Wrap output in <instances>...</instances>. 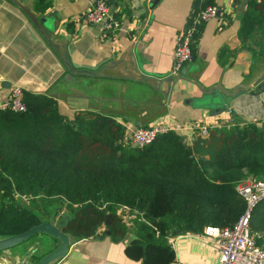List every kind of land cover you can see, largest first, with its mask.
Returning <instances> with one entry per match:
<instances>
[{
	"label": "crops",
	"instance_id": "1",
	"mask_svg": "<svg viewBox=\"0 0 264 264\" xmlns=\"http://www.w3.org/2000/svg\"><path fill=\"white\" fill-rule=\"evenodd\" d=\"M95 1L0 0V103L18 86L52 96L69 120L79 113L103 115L126 132L168 123L186 141L199 125L264 123V52L252 54L238 34L247 0H107L109 13L122 22L111 32L83 18ZM205 2L219 11L195 24ZM194 24L192 60L172 75L179 38ZM18 200L42 220L59 219L69 209L73 217L77 210L58 198L38 208ZM103 209L120 217L123 237L74 239L52 264H141L125 252L141 215L110 203ZM37 234L11 250L13 263L34 264L59 244L42 253L43 243H53ZM168 245V264L219 262L217 239L202 232L169 237Z\"/></svg>",
	"mask_w": 264,
	"mask_h": 264
},
{
	"label": "trees",
	"instance_id": "2",
	"mask_svg": "<svg viewBox=\"0 0 264 264\" xmlns=\"http://www.w3.org/2000/svg\"><path fill=\"white\" fill-rule=\"evenodd\" d=\"M238 34L252 54L264 52V0H247ZM23 102L24 110L0 109V239L43 221L19 202L23 197L35 208L52 198L81 205L63 229L75 240H118L120 217L111 213L105 225L110 203L141 215L127 256L168 264L169 237L232 226L245 207L237 186L248 176L264 178V123L207 126L206 135L196 130L186 142L170 130L140 148L110 117L79 113L69 120L48 94L23 91ZM249 227L264 248V202Z\"/></svg>",
	"mask_w": 264,
	"mask_h": 264
},
{
	"label": "built area",
	"instance_id": "3",
	"mask_svg": "<svg viewBox=\"0 0 264 264\" xmlns=\"http://www.w3.org/2000/svg\"><path fill=\"white\" fill-rule=\"evenodd\" d=\"M218 11V7L215 5L205 6L199 11L195 24L215 17ZM83 18L87 23L100 25L105 32L118 30L122 23L120 19L109 13L107 0H96L91 8L83 14ZM195 24L179 38L174 52L172 75H178L182 68L192 60V39L196 28ZM7 108L15 111L25 109L23 90L20 87H13L9 98L0 103V109ZM170 130L176 129L168 123H159L136 127L126 132L125 137L129 143L141 148ZM197 130L202 135H206L207 125H199ZM192 139L190 138V141ZM237 191L244 198L245 207L236 222L230 227L207 225L203 228L202 235L217 239L218 264H264V248L256 244L249 227L254 208L264 202V179H247L237 186Z\"/></svg>",
	"mask_w": 264,
	"mask_h": 264
},
{
	"label": "water",
	"instance_id": "4",
	"mask_svg": "<svg viewBox=\"0 0 264 264\" xmlns=\"http://www.w3.org/2000/svg\"><path fill=\"white\" fill-rule=\"evenodd\" d=\"M157 1L158 0H154V3H157ZM186 139L187 138L185 136H182L180 141L186 142ZM109 217L110 214L105 215V225L109 223ZM70 218V215H65L56 220H43L24 232L0 239V264H16L10 259L12 254L11 250L17 245L27 241L37 233H45L50 237L57 239L59 244L54 249L38 259L34 264H52L60 260L67 254L71 243L74 241V238L63 230L65 224ZM14 260L19 262V257H15ZM26 263L28 262L26 261Z\"/></svg>",
	"mask_w": 264,
	"mask_h": 264
},
{
	"label": "rangeland",
	"instance_id": "5",
	"mask_svg": "<svg viewBox=\"0 0 264 264\" xmlns=\"http://www.w3.org/2000/svg\"><path fill=\"white\" fill-rule=\"evenodd\" d=\"M247 179H257V178H255V177H253V176H248ZM247 179H246V180H247ZM258 179H264V178H258ZM74 206L76 207L77 210H79V209L81 208V205H74ZM79 207H80V208H79ZM77 210H76V211H77ZM76 211H75V213H76ZM66 213H67L68 215H70V214H73V211L69 209V210H66ZM240 215H241V214H240ZM240 215H239V216H240ZM37 235H38V234H37ZM32 237H33V236H32ZM32 237H31V238H32ZM48 241H49V242H52L53 244L45 245L46 243L44 244V243L42 242V243H43L42 246L44 247V250L42 251V253H43V252H47L48 250H51L52 248H54V246L57 245V242H58L57 239L52 238V237H50ZM44 242H45V241H44ZM38 249L40 250V246L37 247V250H38ZM37 255L40 256V255H42V254L38 253Z\"/></svg>",
	"mask_w": 264,
	"mask_h": 264
}]
</instances>
